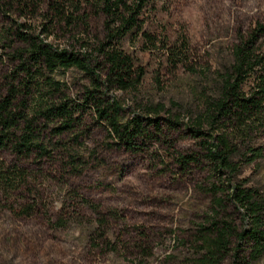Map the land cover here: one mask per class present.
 <instances>
[{"label":"rangeland","instance_id":"374dc122","mask_svg":"<svg viewBox=\"0 0 264 264\" xmlns=\"http://www.w3.org/2000/svg\"><path fill=\"white\" fill-rule=\"evenodd\" d=\"M157 1L146 22L157 46L124 42L145 70L140 85L110 94L120 103L123 120L152 115L148 107L165 105L170 113L159 116L162 132L151 126L157 134L140 137L136 150L110 146L107 126L87 108L80 126L60 135L53 134L58 119L37 120L46 155L36 151L21 160L11 147L0 149V167H22L27 174L18 189L0 181V264H264V253L254 258L252 243L238 236L251 226L248 214L225 198L230 186L257 189L264 217V134L239 143L233 157L239 169L233 173L216 170L202 144L209 137L192 130L219 92L220 73L231 63L240 34L264 23V0ZM27 3L0 0V101L12 85L18 86L16 103L25 99V114L32 117L61 100L53 81L77 103L92 84L77 68L42 69L36 78L20 70L19 53L28 44L17 33L78 52L96 47L103 19L94 18L89 27L67 25L54 18L46 0ZM183 41L185 62L176 66L170 47ZM203 131L211 130L205 126ZM248 144L263 148V156L246 161ZM181 154L197 160L184 166ZM213 184L221 186L216 195L225 199L222 206L215 202ZM28 200L36 207L34 214L10 211V204ZM222 220L233 231L227 249L217 252L209 239Z\"/></svg>","mask_w":264,"mask_h":264},{"label":"trees","instance_id":"16d2710c","mask_svg":"<svg viewBox=\"0 0 264 264\" xmlns=\"http://www.w3.org/2000/svg\"><path fill=\"white\" fill-rule=\"evenodd\" d=\"M20 1V0H18ZM30 6L32 0H26ZM54 18L67 25H85L91 20L102 18L103 33L95 48L74 51L60 48L47 42L41 36L27 32H18L17 36L28 46L21 51L20 70L26 71L33 78L42 69L77 68L90 78L92 86L87 88L83 102H74L61 88L58 81H53L55 89L61 93V100L43 107L32 117L25 114L27 101L19 103L18 86L12 85L0 101V149L11 147L21 160H28L37 151L46 155L48 149L37 129V120L58 119L59 126L54 127L53 134L60 135L80 126L82 118L91 108L98 121L107 126L108 135L113 140L110 146H125L136 150V141L140 137H154L151 126L162 132L160 114L170 113L165 105L157 104L147 108L149 116L133 115L122 119V107L111 91L135 90L140 85L145 70L136 57L124 47L125 41H142L146 49L155 48L158 39L146 27L147 19L157 10V0H46ZM264 23L258 22L247 34H240L238 42L232 48V61L220 73L219 92L212 98L204 112L196 120L193 132L196 136L207 135L203 146L205 156L215 164L217 171L228 170L236 173L239 166L233 161L238 153L239 143L251 141L253 135L264 134ZM171 48L170 61L174 65L185 62L187 46ZM28 53L26 58L24 55ZM37 68V69H33ZM36 73V74H35ZM17 107V108H16ZM22 108V109H19ZM18 109V110H15ZM174 124L172 119L169 120ZM178 123V122H175ZM22 125V127H21ZM209 126L211 131H203ZM230 130V131H229ZM252 143V142H251ZM249 158L252 162L263 156V148L248 144ZM247 156V154H244ZM180 162L186 166L197 160L193 155H180ZM0 181L9 189H18L27 182L26 170L15 167L6 170L0 167ZM225 198L244 209L250 218L251 226L238 233L240 239L252 243V256L258 258L264 253V217L259 191L252 187L230 186ZM212 191L218 206L225 202L216 195L221 186L213 184ZM10 204V211L17 216H30L36 207L29 202ZM86 201V200H85ZM88 202V201H86ZM216 236L209 239V246L217 252L227 249L232 236V227L222 220L215 224Z\"/></svg>","mask_w":264,"mask_h":264}]
</instances>
